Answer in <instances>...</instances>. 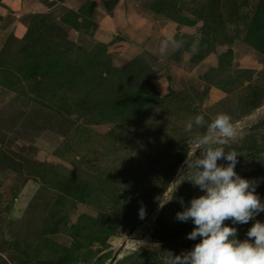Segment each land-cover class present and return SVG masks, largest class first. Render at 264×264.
Instances as JSON below:
<instances>
[{"label": "rangeland", "instance_id": "rangeland-1", "mask_svg": "<svg viewBox=\"0 0 264 264\" xmlns=\"http://www.w3.org/2000/svg\"><path fill=\"white\" fill-rule=\"evenodd\" d=\"M259 3L0 0V264H108L119 249L114 264H167L190 250L192 229L174 230L203 194L181 173L188 137L207 132L185 131L197 114L231 117L225 150L264 200V53L244 42ZM94 221L111 226L105 244L86 237Z\"/></svg>", "mask_w": 264, "mask_h": 264}, {"label": "clouds", "instance_id": "clouds-1", "mask_svg": "<svg viewBox=\"0 0 264 264\" xmlns=\"http://www.w3.org/2000/svg\"><path fill=\"white\" fill-rule=\"evenodd\" d=\"M168 44L169 41H162V53ZM194 126L206 128L207 132L188 137L186 142L196 144L197 148L185 160L181 173L190 172L186 180L203 194L192 198L175 214V219L191 222L194 227L186 238L193 241L199 238V242L180 254L167 251V264H264V221L255 219L264 213V200L256 193V181L235 171L241 154L225 150L237 135L231 117L220 113L208 121L203 114H197L185 124V131L192 133ZM139 215L144 219L143 208ZM225 221L231 225L250 221L252 224L245 238L239 239L237 229Z\"/></svg>", "mask_w": 264, "mask_h": 264}, {"label": "trees", "instance_id": "trees-1", "mask_svg": "<svg viewBox=\"0 0 264 264\" xmlns=\"http://www.w3.org/2000/svg\"><path fill=\"white\" fill-rule=\"evenodd\" d=\"M244 42L248 46L259 51L260 53H264V0H260L258 10L253 20L251 21V24L248 28V32H247L246 38L244 39ZM78 199H79L78 201L80 202L83 201V194L81 193V191H79L78 193ZM139 221H140L139 217H136V223H139ZM93 223H95V226H96L95 231L93 232L88 231L86 233V237L88 238L89 243L95 242V243L105 244L107 239L112 233L111 226H109L108 224L102 223V222H98V221L97 222L94 221ZM225 223L229 224L226 221ZM245 225L247 224H243V225L237 224V225H230V226L238 228V227L245 226ZM193 227L194 225L192 223L190 224L184 223L176 227L174 232L178 235L182 232L184 233L185 229L191 230L193 229ZM74 228L81 230L83 227L75 226ZM187 241H189L190 243L191 240L187 239ZM183 246H185V248H191L190 244H184ZM75 249L73 252H75ZM108 260L109 258H102V260H100L99 263L105 264Z\"/></svg>", "mask_w": 264, "mask_h": 264}, {"label": "water", "instance_id": "water-1", "mask_svg": "<svg viewBox=\"0 0 264 264\" xmlns=\"http://www.w3.org/2000/svg\"><path fill=\"white\" fill-rule=\"evenodd\" d=\"M120 254V249L115 252L108 264H114Z\"/></svg>", "mask_w": 264, "mask_h": 264}]
</instances>
